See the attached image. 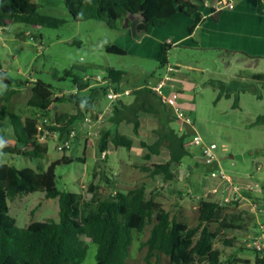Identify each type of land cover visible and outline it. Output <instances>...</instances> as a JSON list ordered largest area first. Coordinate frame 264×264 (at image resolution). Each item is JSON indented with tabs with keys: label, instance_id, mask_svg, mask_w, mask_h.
Listing matches in <instances>:
<instances>
[{
	"label": "trees",
	"instance_id": "1",
	"mask_svg": "<svg viewBox=\"0 0 264 264\" xmlns=\"http://www.w3.org/2000/svg\"><path fill=\"white\" fill-rule=\"evenodd\" d=\"M254 1L257 14L264 15V0ZM64 3L75 21H102L114 30H130L133 39L139 41L151 27H165L178 13L194 16L195 22L189 27L192 34L202 21L204 0H64ZM39 10L35 0H0V25L5 27L8 23H23L57 28L61 24L56 18L42 15ZM129 14L141 15L142 18L130 21L125 28ZM171 48L170 43L162 45L157 58L160 68L169 65ZM106 52L110 55H127L124 49L115 44L107 45ZM125 74L114 68L107 70V78L115 84H119ZM67 75L72 76L73 84L78 89L76 94L57 97L50 85L36 80L30 85V97L24 107L12 111L8 117L6 109H0V128L9 119L16 137L17 156L41 160L47 155L48 145L36 142L38 114L48 115L54 104L67 102L73 104L78 111L77 116L83 118L93 109L97 95L104 93L106 96V87L92 89L89 95L81 96L80 92L89 87L88 83L71 72H67ZM0 79L9 86L3 94L6 98L17 93L10 90L14 85L25 87L30 84L29 81L13 80L1 64ZM257 83H264V73L254 74L249 79L240 74L230 82L211 81L209 84L219 90L215 103L223 97H234L232 108L238 109L241 93L251 92L262 99ZM134 95L135 100L130 104L123 101L115 104L112 120L117 125H132L134 135L138 136L141 113L156 117L160 122L154 131L156 141L148 143L141 140L139 145L149 151L144 157L145 161L159 155L163 147L169 151L170 159L162 164L144 162L138 168L150 178L162 175L165 182L173 181L175 168L191 155L187 149L189 135L180 134L172 126L174 111L162 102L152 88L145 86L135 91ZM255 124H264V114L257 117ZM66 129L65 126L61 129L63 136ZM4 138L0 129V139ZM109 144L131 150L135 141L117 131L107 135L99 152L107 149ZM0 152L7 155L9 151L3 146ZM71 161V158L63 157L52 162L46 170L12 167L5 174H0V264H83L89 251L85 239L97 246V264H128L134 242L133 232L142 233L149 225L152 228L144 243L148 250V264H151V258L160 254L170 257L171 264L243 263L232 256L224 259L222 250L215 245L220 240L225 246L232 247L241 236L248 235L254 221V216L249 212L230 211L227 205L219 201L203 199L199 203L197 224L191 227L172 216L154 198L148 197L143 185L126 193L116 191L106 198H100L93 185L89 187L91 197L81 192L61 190L57 186L56 168ZM34 192H43L46 199L59 200L60 220L34 222L20 228L10 214L9 202L17 196ZM255 254V262L264 264V256Z\"/></svg>",
	"mask_w": 264,
	"mask_h": 264
},
{
	"label": "rangeland",
	"instance_id": "2",
	"mask_svg": "<svg viewBox=\"0 0 264 264\" xmlns=\"http://www.w3.org/2000/svg\"><path fill=\"white\" fill-rule=\"evenodd\" d=\"M215 2L216 0H204L202 8L210 11V7ZM35 3L39 6V12L42 15L56 18L61 24L57 28L23 23H8L5 27L0 25V64L7 75L16 82H30V79L42 81L50 85L57 96L61 91L70 94L76 89L72 76H68L67 72L80 78L100 76L101 79H107V70L110 67L124 70L126 76L121 82L123 91L135 90L142 85L157 86L159 80L166 74V68H160L159 62L155 60L107 54L105 46L114 43L120 32L108 27L102 21H75L66 8L64 0H35ZM169 64L181 69L176 77L179 78L182 85L173 88L166 86L162 92L173 102L174 108L181 109L189 117L196 133L202 137L205 143L217 145L218 163L220 164L219 168L216 165H206L203 162L200 148L189 145L191 155L184 158V163L192 165L194 173L189 181L187 179L181 181L180 187L186 190V193H190V196L202 198L205 195L203 184L215 185V178L211 177V172L219 169L236 180L257 183L261 192L258 189L252 190L254 192L251 198L254 199L253 204H260L257 211L264 209V124H255L257 117L264 114V83H257L262 99H258L251 92L241 93L238 109L232 108L234 97L229 99L223 97L215 103L219 90L209 84L211 81L230 82L240 74L249 79L254 74L264 73V59H253L249 62L248 59L241 56L230 55L222 51L172 47L169 51ZM169 74L173 76V73ZM187 81L194 84V87L186 89ZM91 84L95 85L92 82ZM30 87L28 85L24 92L6 98L3 94L9 86L3 79H0V109H6L8 115L12 111L24 107L30 96ZM181 90H184L187 95L184 101L179 96ZM88 92L81 93V95H87ZM130 96L133 94L131 93ZM99 98L104 103L103 107L99 108L102 110L109 101L104 93L99 94ZM54 105L56 107L53 112L68 113L71 107L72 110H75L74 113H77L71 103ZM61 113H57L58 119L55 121L67 128H75L77 138L71 141V148L64 152L56 149L55 141L48 142V153L41 160H30L16 155V141L11 139L13 128L10 123L5 126L4 122L0 129L5 136L4 147L9 152L7 155L0 152V174H5L12 167L46 170L52 162L69 157L72 159L70 163H62L56 168L57 186L61 190L81 192L87 197H91L89 187L93 185V190L98 193L100 198L108 197L110 188L120 177V174L110 170H105L102 174L97 171L99 161H94L92 147L97 148L100 135L92 137V146H86L88 158L92 157L93 159L90 161H94V164L88 166L86 165L87 159L85 162L81 160L84 158L83 150L85 149L83 140H79L85 133L82 120H74L73 127H71L70 121L66 122L65 116ZM143 117L147 124L143 129L145 137L140 139L152 143L153 139L150 133L155 119L145 114ZM175 122L176 120L172 122L173 127L179 128ZM105 123L101 128H95L94 131L103 132ZM128 127L131 128V126ZM142 151L138 139H136L134 150H122L124 159L135 164L129 168H123L125 175L131 182H137L138 187L146 182V179H149L138 168L145 162L141 154L144 153ZM163 151L164 153L159 157V161L162 162L166 158V149ZM117 155V152L114 151L111 159ZM98 156L99 153L96 151V157ZM109 159L110 156L106 161ZM118 165L117 167L122 168ZM111 168L114 170L115 167L111 166ZM187 173L190 174V171ZM192 178H198L197 186H191ZM239 186L241 185L239 184ZM174 194L170 189L164 192L160 190L156 193L155 198L157 201H161L160 203H163L171 215L180 222L191 227L195 226L198 220V210L194 209L192 205L188 212H184L182 208L176 206V204L179 205L180 200L173 198ZM242 196L244 198L241 202L245 199L244 190H242ZM206 199L222 202L216 196H209ZM241 202L226 205L230 211H238ZM9 207L10 214L16 219L17 226L20 228H26L34 222H57L60 220L59 200L46 199L43 192L17 196L9 202ZM261 219L264 222L263 216ZM151 228L152 225H149L142 233L133 232L134 242L130 248L128 264H148L146 261L148 250L144 243L150 235ZM248 237L247 235L241 236L232 247L225 246L219 240L215 247L222 250L224 259L232 256L243 261L242 264H245L244 262L255 264V252L245 248L244 239ZM85 241L89 245V251L83 264H97L95 258L97 246L89 239H85ZM171 263L172 259L163 254L151 258V264Z\"/></svg>",
	"mask_w": 264,
	"mask_h": 264
},
{
	"label": "crops",
	"instance_id": "3",
	"mask_svg": "<svg viewBox=\"0 0 264 264\" xmlns=\"http://www.w3.org/2000/svg\"><path fill=\"white\" fill-rule=\"evenodd\" d=\"M235 4L236 5L233 10H223L220 12L212 11L211 10L213 9L212 6L210 7V11H207L201 8V12L203 14L202 21L196 27V29L194 30L192 34L189 33V27L192 26L195 22L194 16H186L181 13H178L171 19V21L165 27H160V28L151 27L149 31L145 34V36L139 41H135L133 39L130 30H127V29L117 30L120 33L117 39L115 40V42L111 44H115L118 47L124 49L127 52L126 56H136V57H141L144 59L155 60L156 62H158L157 58L161 51L162 45L167 42L170 43L171 47H185V48L222 51L230 55L241 56L244 59H248L249 62L252 61L253 59H258V58L264 59V15L257 14L256 2L254 0H235ZM168 67H172L175 69V71L172 72L173 76L169 74L170 72L168 70ZM110 68H114V67H110ZM165 68H166V74L164 75V77L166 75H170L171 79L168 82H166L164 88L166 86H170L173 88L175 86L180 85L181 83L178 80L179 78L176 77V75L181 72V69L179 67H173L170 64ZM114 69H117V68H114ZM118 70H121V69H118ZM125 76H123V78ZM164 77L159 80L157 86L161 83ZM83 78L84 77H82V79ZM34 82L35 80L30 79L29 86L32 85ZM121 82L119 84H116L117 85L116 89L117 91H121L125 94L115 104H117L119 101H123L125 104L132 103L135 100V95H134L135 91L145 87V85H142L140 87H137L135 90L127 89L126 91H123L121 89ZM88 85L89 87L83 90L82 92H80V95L81 93H84L86 91L87 92L89 91L87 94L89 95L92 89L100 88L101 86V85H93L90 83H88ZM27 86L25 87L23 86L24 88L11 87L10 90H15L19 94L20 92H24ZM146 86H149L152 89L156 87V86H151V85H146ZM192 86L194 87V84H192L189 81L186 82V89H189ZM131 93L133 94V96H130ZM179 93H180L179 96H181L180 99L184 101V98H187L185 91L181 90V92L179 91ZM27 101L25 102V104L27 103ZM169 102L168 103L163 102V103L166 104L169 108H171L174 111L173 102L171 100H169ZM103 105H104L103 101L97 95L95 98L93 109L87 112L85 116L93 112L94 110H99V108L103 107ZM54 107H56V105H53L51 107V112L47 116L51 119L57 120L58 119L57 113H61V112H53ZM69 111L70 112L68 113H61V115L63 114L65 116L66 122H68L69 120L70 121L69 125L73 127L72 123L74 122V120H76V117L77 119H80V120H82V117L77 116L78 115L77 109H76V112H77L76 114L74 113L75 110H72L71 107ZM143 114L150 115L146 113H141L140 115L141 127L139 130V135L135 136L132 125L124 124V123L117 125V123L113 122L112 120L114 117V108H113V111L110 114L109 118L106 119L103 132H101V135L99 137L100 140H99V144L97 148L92 147L94 149V152L92 155L94 158V161L95 162L99 161L97 163V171L101 172L102 174L105 170H110V171H113L114 173L120 174V177L116 179V181L114 182L113 188H110V195L112 193H115L116 191L126 193L138 187L137 182L135 181L131 182L130 179H127L125 175V171L123 170V168H129L131 165L134 166L135 164L129 163L127 160L124 159L122 155L123 154L122 150L124 148H116L112 144H109L108 148L113 149V151L117 152L118 155L112 159L110 156V159L108 161L106 160L101 161L99 157H96V151H98L99 153L100 147L102 143L104 142V140L106 139L108 134L115 133L117 131L120 132L121 134L127 135L134 139L135 145L129 151L134 150L136 147V139H138L140 143L141 141L140 138L145 137L143 135V133L145 132L143 131V129H145V126H146L145 124H147V122L144 121L145 118L143 117ZM150 116L154 117L153 115H150ZM174 118H175V115H174ZM154 119L155 121L152 123L153 127L151 128V133H150L153 139V142H155L157 139V135L155 134L154 131L159 127V124H160L159 120L156 117H154ZM176 122L179 128H175V129L178 131L180 130V128L183 127L186 130V133L189 135L188 142H187V149L191 153L189 142H190V137L194 133H196L194 126L188 123H180L177 120ZM9 123H10L9 119H6L5 126H8ZM128 126H131V128H129ZM84 134L83 136L79 138V140L81 139L83 140L84 145H85V149L83 150L84 158L82 159L83 160L82 162H85V159H87L86 165L89 166L90 164L91 165L94 164V161H90L93 158L92 157L88 158L87 156V149H86L87 145L84 141ZM11 139L16 141L14 130H13V134L11 135ZM164 149H166V147H163L161 149V153L159 155L153 156L151 160L149 161H145V160L144 161L148 163H157V164L168 162L170 159V153L167 149L165 151V154H166L165 161L163 162L159 161V157L164 153L163 151ZM141 151L144 152V153H141L143 155V158L149 153L147 149L142 148V147H141ZM118 164L122 168L117 167ZM111 166L115 167L114 170L111 168ZM187 171H190V174H188ZM192 173H194V168L190 164L185 165L184 159H183L180 165L177 166L174 170L173 181L165 182L162 175L156 176L155 178H150L147 173H144L146 176H148L149 179H146V182L141 184V186L142 185L145 186L147 196L154 198L156 201L157 199L155 198L156 197L155 195L160 190H163V192L169 189L171 191L173 190L175 194L172 197L178 198L180 200L179 205L176 204V206H179L180 208H182L184 212H188L189 208L192 207L193 205L194 209L198 210L197 212L199 216V203L201 200L206 199V197H209V196H216V198L222 199L225 195H228V192H224L225 182L219 179L213 178L216 183L215 185L207 186L206 184L205 185L203 184V187L205 189V195L202 198H196V197L190 196V193H186V190L180 187V182L185 179L189 181V179L192 177ZM234 180L236 181L237 184L239 183L241 187H243L244 195H245V199L241 202L238 209L247 211L249 212V214L254 216V221L252 222L250 226V232L248 233L247 236L259 235L262 232V226H264V222H262V219H261L262 216L264 217V209L257 211V207H260V204L259 205L253 204L254 199L251 197L254 191L247 188L248 185L253 184V182L248 181V180H236V179ZM198 183H199L198 178L197 179L192 178V182L190 184L191 186H197ZM215 189L217 190V192H214ZM183 196L185 197L183 198ZM208 200H211V199H208ZM255 200H258V199L255 198ZM162 206L165 210H167V207L164 206L163 203H162ZM255 264L257 263L255 262Z\"/></svg>",
	"mask_w": 264,
	"mask_h": 264
},
{
	"label": "built area",
	"instance_id": "4",
	"mask_svg": "<svg viewBox=\"0 0 264 264\" xmlns=\"http://www.w3.org/2000/svg\"><path fill=\"white\" fill-rule=\"evenodd\" d=\"M235 0H216L215 4L212 6L215 12H220L223 10H233L235 8ZM169 43V42H167ZM170 73L174 72L175 69L172 67H168ZM171 79L170 75H166L161 83L154 87V91L158 94L161 100L164 103H168L169 100L162 92L166 82ZM85 83H94L95 85H101L107 88L106 98L108 99V104L102 110H94L93 112L89 113L88 115L82 118V125L85 128V136L84 140L86 145L92 146L91 143L92 137L101 135V131H94L95 128H101L106 121L108 115H110L113 111L115 103L120 100L125 93L121 91H117L116 84L111 79H101L100 76L97 77H90L85 76L83 79ZM71 92L70 94H76L78 89ZM67 95V92L61 91L58 93L57 97H62ZM170 103V102H169ZM174 115L175 119L180 123H188L193 126L189 117L178 108H174ZM37 118V133H36V142L40 144H47L50 141H55L56 149L60 152H64L71 148V141L77 138L76 129H71L68 127L66 130V134L63 136L61 129L63 125L55 121L54 119L49 118L47 115L38 114ZM180 134L186 133V130L182 127L178 130ZM189 145H194L200 148L201 156L203 162L206 165H216L218 168L220 164L218 163V155H217V145L214 143L207 144L203 141L202 137L197 133H194L190 137ZM113 149L108 148L101 152H99V159L101 161H105L109 156L113 154ZM260 168V167H258ZM211 177L215 179H219L225 182V191L228 192V195H225L221 199L222 204H233L236 202H241L244 198L242 196L243 187L237 185L236 181L224 173L222 170H216L211 172ZM248 189L255 190L258 189L261 191L259 185L257 183L249 184ZM214 192H217L215 189ZM245 248L255 253H258L261 257L264 256V226H262V232L258 236H249L248 238L244 239Z\"/></svg>",
	"mask_w": 264,
	"mask_h": 264
},
{
	"label": "water",
	"instance_id": "5",
	"mask_svg": "<svg viewBox=\"0 0 264 264\" xmlns=\"http://www.w3.org/2000/svg\"><path fill=\"white\" fill-rule=\"evenodd\" d=\"M141 15H133V14H129L128 16V20L126 21V24H125V28H127L129 26V22L130 21H134L136 19H141Z\"/></svg>",
	"mask_w": 264,
	"mask_h": 264
},
{
	"label": "clouds",
	"instance_id": "6",
	"mask_svg": "<svg viewBox=\"0 0 264 264\" xmlns=\"http://www.w3.org/2000/svg\"><path fill=\"white\" fill-rule=\"evenodd\" d=\"M5 144V141L3 139H0V148H2Z\"/></svg>",
	"mask_w": 264,
	"mask_h": 264
}]
</instances>
